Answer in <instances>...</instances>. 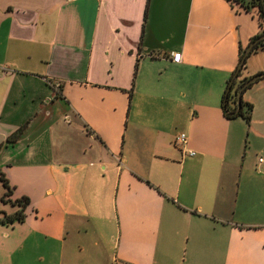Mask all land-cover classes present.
Returning a JSON list of instances; mask_svg holds the SVG:
<instances>
[{
    "label": "crops",
    "instance_id": "crops-1",
    "mask_svg": "<svg viewBox=\"0 0 264 264\" xmlns=\"http://www.w3.org/2000/svg\"><path fill=\"white\" fill-rule=\"evenodd\" d=\"M259 30L229 0H0V212L28 199L0 264H264V76L248 123L222 109Z\"/></svg>",
    "mask_w": 264,
    "mask_h": 264
},
{
    "label": "trees",
    "instance_id": "trees-1",
    "mask_svg": "<svg viewBox=\"0 0 264 264\" xmlns=\"http://www.w3.org/2000/svg\"><path fill=\"white\" fill-rule=\"evenodd\" d=\"M229 1L233 4H237L238 6H240L245 11H247L249 9V7H253L256 11V16L259 20L260 30L254 36H252L250 38L249 43L264 33V9H263V5H262V0H248L247 3H245L244 0H229ZM262 47H264V38L259 40L257 42V44H255L253 46L251 51L255 50L256 48H262ZM244 51H245V47L244 48L239 47L237 65L241 61V58L243 56ZM247 56H246V58H247ZM244 64H245V60L243 61L241 68L244 66ZM241 68H240V70H241ZM240 70L238 71L237 76L239 75ZM234 71H233V73H234ZM233 73L231 74V77H232ZM231 77L229 78V80L226 83L225 90L223 92V97H222V109H223L224 115L227 118H234L236 116H241L244 118L246 123H248L250 120V112L252 109V107L249 103H246V105H245L241 100L240 101V104H241L240 110L235 114H229V112L234 111L236 108V93H237L239 87L243 83H245L248 79L244 78V79L240 80L238 87L234 90V93L230 94V91L232 89V85H233L234 81L232 82V85L230 87L229 92L227 93L226 91H227V87L229 85V81H230ZM52 85H54V87L56 86L55 84H52ZM56 88L59 89L60 84H57ZM226 93H227V97L225 98ZM230 99L232 100V103L234 104V106L232 108L229 107V104H228ZM244 105L246 106V109L243 111ZM0 182H1V184L5 190L2 197H1V201L4 202L5 196L10 194L11 189L9 187L7 179L4 178L3 174H0ZM14 203L19 205V209L16 210L15 212H13L12 214H5L3 212H0L2 214V216L0 217V222H2V223H13V222H20L23 220V217H24L23 210H24V207L28 203V199L26 197H21L19 199H15Z\"/></svg>",
    "mask_w": 264,
    "mask_h": 264
},
{
    "label": "water",
    "instance_id": "water-1",
    "mask_svg": "<svg viewBox=\"0 0 264 264\" xmlns=\"http://www.w3.org/2000/svg\"><path fill=\"white\" fill-rule=\"evenodd\" d=\"M262 5H263V9H264V0H262ZM263 38H264V33L261 34L259 37H257L255 40L251 41V42L248 44V46L245 48V51H244L243 56H242V58H241V61L238 63V65H237V67H236V69H235V71H234V73H233V75H232V77H231V79H230V81H229V85H228V87H227V91H226L227 93L229 92L230 87H231V85H232V82H233L234 79L236 78L237 73H238V71L240 70V68H241V66H242V63H243V61L245 60L246 56L251 52L253 46H254L255 44H257V42H258L259 40L263 39ZM263 76H264V72L257 73V74H255V75L251 76V77H250L245 83H243V84L239 87V89H238V91H237V93H236V108H235L234 111L229 112V114H235V113H237V112L240 110V107H241L240 101H241V95H242L243 90H244L248 85H250L251 83H253L254 81H256L257 79H259V78H261V77H263ZM227 93L225 94V98L227 97Z\"/></svg>",
    "mask_w": 264,
    "mask_h": 264
},
{
    "label": "built area",
    "instance_id": "built-area-1",
    "mask_svg": "<svg viewBox=\"0 0 264 264\" xmlns=\"http://www.w3.org/2000/svg\"><path fill=\"white\" fill-rule=\"evenodd\" d=\"M171 59L173 62H179L180 61V53L179 52H172L171 53ZM57 86V84H55ZM55 86V87H56ZM54 85H53V88H55ZM174 142L177 144V145H182L186 142V137L183 133H179L175 136L174 138ZM188 154L189 155H193L194 152L193 151H188ZM259 161H261V158H259ZM111 264H116L115 262L111 263Z\"/></svg>",
    "mask_w": 264,
    "mask_h": 264
},
{
    "label": "rangeland",
    "instance_id": "rangeland-1",
    "mask_svg": "<svg viewBox=\"0 0 264 264\" xmlns=\"http://www.w3.org/2000/svg\"><path fill=\"white\" fill-rule=\"evenodd\" d=\"M100 167V166H99Z\"/></svg>",
    "mask_w": 264,
    "mask_h": 264
}]
</instances>
